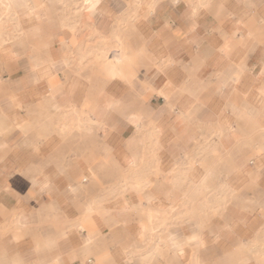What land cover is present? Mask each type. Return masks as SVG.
<instances>
[{
	"label": "crops",
	"instance_id": "0c3cea01",
	"mask_svg": "<svg viewBox=\"0 0 264 264\" xmlns=\"http://www.w3.org/2000/svg\"><path fill=\"white\" fill-rule=\"evenodd\" d=\"M138 1L65 21L67 0H14L34 11L0 50V264H264V0ZM128 5L149 69H73L79 41L108 37ZM62 114L89 122L117 169L153 137L142 189L92 195L91 153L53 131ZM219 186L224 208L193 213Z\"/></svg>",
	"mask_w": 264,
	"mask_h": 264
},
{
	"label": "rangeland",
	"instance_id": "374dc122",
	"mask_svg": "<svg viewBox=\"0 0 264 264\" xmlns=\"http://www.w3.org/2000/svg\"><path fill=\"white\" fill-rule=\"evenodd\" d=\"M69 2L70 1L67 0L66 5H61L58 10L59 16L62 18V20L69 21L76 18L89 20L86 17H79L78 15L72 13L71 7H73V4ZM135 15L136 13L132 8V5H128L126 14L124 16L125 19L122 20L119 17L115 18L112 32L108 37H104L101 41L97 42L93 40L86 42H83L82 40L79 41V45L82 43V46L84 47H80L81 45H78V54H80L81 57L79 58L78 55H75L79 64L75 63V67H73V69H77L79 72L86 67H90L93 71H95V73H98L99 76H102V71V73H104L103 75L107 79L111 80V78L104 72L103 61L112 54L116 55L117 53H121V55L126 59L120 66L119 79L127 78L126 69L130 75L132 74L133 69L137 70L138 68L141 69V71L146 72L149 67L142 52L140 50L139 52L138 50L135 51L136 49L133 50L136 42L133 36L130 21ZM17 29L18 28L9 25L3 30L4 36L8 38V41H6L7 43L10 40L16 38L13 36V32H16ZM87 37L91 39V36L88 34ZM81 38L84 39L83 37ZM71 44L74 45L75 43ZM80 50L84 52H81ZM82 61L85 63L80 64ZM134 72L136 73V71ZM71 73L75 74V72ZM135 73H133L134 76ZM89 126V122L82 123L77 119H69L64 116V114H62L60 115V118L57 119L53 131L59 133L62 146H68V148L72 149L71 154L84 158L85 154L88 155V153H91V165L94 171L91 192L92 195H102L105 201L110 202L117 197L124 196L131 190L142 189L141 185L139 184L143 183L142 180H146V178L152 173L151 169H149L147 166H149V163L153 162L155 159V156L150 153L153 145V137H146L143 140V143H140V154L136 159L137 161L135 167L117 169V164L114 158L110 154V151L108 153L104 151L101 141L94 139L93 136L90 137V135L85 134L90 132L91 129ZM217 155V151L215 150L210 152L205 151L204 157H207L208 160H210L212 157L217 158ZM183 175L185 176V172H183ZM136 186H140V189H136ZM218 188L219 197H212L214 200L209 204L205 200L208 195L205 193V195L201 196L202 200H204L203 205L207 206L208 209L207 207H203L204 209H201V207H198L196 203L192 207L194 211L193 213H196V210H198L199 212L205 214V211L210 209L209 206H214L215 211L222 210L227 203V197L224 194L223 189L220 186ZM208 190L209 189L207 188L204 189L205 192ZM221 195L222 197H220ZM149 240L153 241V239ZM159 256L163 258V252L159 254Z\"/></svg>",
	"mask_w": 264,
	"mask_h": 264
},
{
	"label": "bare ground",
	"instance_id": "6f19581e",
	"mask_svg": "<svg viewBox=\"0 0 264 264\" xmlns=\"http://www.w3.org/2000/svg\"><path fill=\"white\" fill-rule=\"evenodd\" d=\"M150 1L151 0H139L138 2L139 3H141V2L147 3ZM13 3H14V0H0V50L1 51H4V46L7 43L6 41H8V38L6 36H4L3 30L6 27H8L9 25L14 26L15 28H19L20 19L21 18L30 19V16L33 14V11H34L33 7H27V10L23 13V15H19V13L16 11ZM98 3H99V0H85L81 4L80 7L75 9V11L73 13L75 15H78L79 17H86L87 19H89L91 12L96 8ZM134 3H137V2L134 1ZM125 59L126 58L124 56H122L121 53H119V54L117 53L116 55H114V54L110 55V57L106 58L103 61L104 72L111 79L118 78L120 76V66L122 65V63L124 62ZM142 182L147 183L146 180H142ZM135 188L140 189V186H138V187L136 186ZM221 197H222V195H221ZM154 252L155 251H150V253L145 254L143 257V260L150 261L154 256Z\"/></svg>",
	"mask_w": 264,
	"mask_h": 264
}]
</instances>
